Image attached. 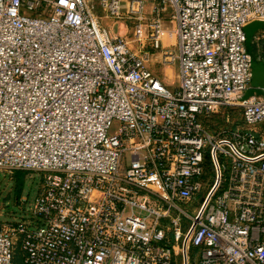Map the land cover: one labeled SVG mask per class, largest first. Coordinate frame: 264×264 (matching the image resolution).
<instances>
[{"label": "built area", "instance_id": "1", "mask_svg": "<svg viewBox=\"0 0 264 264\" xmlns=\"http://www.w3.org/2000/svg\"><path fill=\"white\" fill-rule=\"evenodd\" d=\"M156 1L148 40L161 50L175 22L174 89L96 12L143 21L144 0H0V171L43 178L41 222L1 225L0 264H264V97L246 96L245 33L264 0ZM226 110L245 128L208 130Z\"/></svg>", "mask_w": 264, "mask_h": 264}, {"label": "rangeland", "instance_id": "2", "mask_svg": "<svg viewBox=\"0 0 264 264\" xmlns=\"http://www.w3.org/2000/svg\"><path fill=\"white\" fill-rule=\"evenodd\" d=\"M94 5L98 4V0H89ZM123 13H126L128 5L131 0H123ZM145 11L143 21H138L136 18H132L128 15L124 20L112 21L106 19V14L101 8L97 9V15L102 19L103 25L109 29L113 36H125L128 40V47L131 51L138 53L142 48L146 49L149 44L148 35V23L152 17L154 6L157 4L156 0H144ZM172 21L171 18H165L163 26L164 35L162 39L163 47L166 51L159 58H151V68L156 72L157 69H168V71L176 75V79L169 85L174 89L180 86V66L177 58H169L165 55L168 51L173 52L176 55L177 52V36L175 33V23H167ZM143 31L140 37L137 36V28ZM156 63V68L154 64ZM258 85H264V61L259 59L253 62V82L247 97L257 95L260 96L264 92V87H258ZM258 125L253 128H259ZM264 128V124H262ZM261 126V127H262ZM208 130L218 135L230 136L231 132L235 129H244L245 125L242 119V112L240 110H226L222 111L219 115L212 117L211 122L207 125ZM247 130V129H246ZM262 134L264 136V129ZM214 171L211 167L206 169V178L211 183L214 179ZM22 180V186L20 187L18 181ZM43 183L42 175L36 172L30 171H18L10 174L4 171H0V227L6 223L25 222L31 228H36L41 220L33 214V208L36 198L40 192ZM19 187V188H18ZM207 189H204L203 193L198 197L193 206L197 207L202 202ZM190 214L193 213V209L186 208ZM16 264H22L20 255L18 254Z\"/></svg>", "mask_w": 264, "mask_h": 264}, {"label": "crops", "instance_id": "3", "mask_svg": "<svg viewBox=\"0 0 264 264\" xmlns=\"http://www.w3.org/2000/svg\"><path fill=\"white\" fill-rule=\"evenodd\" d=\"M166 18H170V17L167 16ZM173 22L174 21H170V22L167 21V23H173ZM175 27H176V25H175ZM164 29H165V27H164ZM175 33H176V31H175ZM245 33H246V36H247V50H248V53L253 56L254 60L259 59L261 61H264V58H261L262 55H260L261 52H263V49H264V39H263L264 38V22L263 21H255V22L249 24L245 28ZM177 43H178V39H177ZM143 51H149L151 53L152 58L155 57V58H157L159 60L160 56L162 54H164V51H166V50L163 47V44H162V49L158 50V51H154L151 48V45L148 44L147 48L146 49L142 48L140 52H143ZM153 66H154V68H156V63ZM151 70L162 81H164L168 86L170 84H172V81H174L176 79V75H174V73L168 71V69H157L156 72L152 68H151ZM258 87H264V85L263 86L258 85ZM259 97H264V92ZM261 126L259 128H254L257 133H261L262 132L261 129H264L263 126L262 127Z\"/></svg>", "mask_w": 264, "mask_h": 264}, {"label": "trees", "instance_id": "4", "mask_svg": "<svg viewBox=\"0 0 264 264\" xmlns=\"http://www.w3.org/2000/svg\"><path fill=\"white\" fill-rule=\"evenodd\" d=\"M18 184H19V186L21 187L22 186V180H19L18 181ZM19 188V187H18Z\"/></svg>", "mask_w": 264, "mask_h": 264}]
</instances>
